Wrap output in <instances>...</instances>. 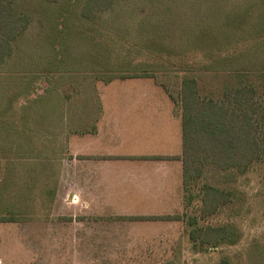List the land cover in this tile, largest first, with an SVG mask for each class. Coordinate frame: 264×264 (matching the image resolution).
<instances>
[{
	"label": "rangeland",
	"instance_id": "rangeland-1",
	"mask_svg": "<svg viewBox=\"0 0 264 264\" xmlns=\"http://www.w3.org/2000/svg\"><path fill=\"white\" fill-rule=\"evenodd\" d=\"M15 1L32 22L0 70V157L22 160L6 163L11 169L6 175L1 174L0 162V184L8 191L5 201H14L10 194L14 187L24 192L30 186L37 202H76V196L69 198L64 183L54 178L52 161L42 157L41 123L47 108L76 102L79 92L100 89L106 80L135 72L150 74L177 98L183 77L191 75L198 79L202 95L219 100L227 85L237 84L236 73L242 71L258 95H264V0H118L95 19L82 16L85 0ZM172 100L180 110L178 100ZM31 117L38 123L34 180L28 177L25 160L29 130L24 123ZM203 181L187 187L182 209L172 213L197 216L199 225H228L234 230L232 242L196 251L183 220L143 224L120 220L116 226L101 222L93 227L68 221L74 217L67 211H54L53 229L87 237L78 244L86 251L63 254L60 264H219L223 258L231 264H264V158L234 181L221 183L236 197L208 217L201 213ZM36 214L40 219L48 212ZM93 245L94 251L88 252Z\"/></svg>",
	"mask_w": 264,
	"mask_h": 264
},
{
	"label": "crops",
	"instance_id": "crops-1",
	"mask_svg": "<svg viewBox=\"0 0 264 264\" xmlns=\"http://www.w3.org/2000/svg\"><path fill=\"white\" fill-rule=\"evenodd\" d=\"M153 79L115 78L99 83L100 89L79 92L76 102L66 101L63 108H47L41 123L45 130L42 157L52 161L53 176L64 183L66 195L77 200L63 205L40 203L35 188L29 186L24 192L14 187L10 194L15 199L9 202L3 199L7 188L0 184V264H60L63 254L85 252L78 244L86 236L53 229L54 211H67L74 217L68 221L89 222L93 227L101 222L116 226L120 220L181 221L130 218L178 215L172 212L183 207L181 108H175L171 93ZM59 95L66 100L65 94ZM24 125L29 130L28 177L34 180L38 123L31 117ZM21 161L7 154L0 157L1 174L11 171L6 163ZM12 172L15 178L13 168ZM43 210L48 214L38 219L36 211ZM18 211L27 217L20 218ZM4 216L9 219L2 220ZM92 247L87 251L93 252Z\"/></svg>",
	"mask_w": 264,
	"mask_h": 264
},
{
	"label": "trees",
	"instance_id": "trees-1",
	"mask_svg": "<svg viewBox=\"0 0 264 264\" xmlns=\"http://www.w3.org/2000/svg\"><path fill=\"white\" fill-rule=\"evenodd\" d=\"M56 3L61 0H45ZM118 0H85L81 14L95 19L111 10ZM32 22L15 0H0V70L12 57L17 41ZM237 84L227 85L221 99L202 95L195 76L183 77L178 100L181 107L183 153V184L186 189L200 183L201 213L208 217L230 203L236 192L221 183L234 181L237 174H245L264 158V95L238 71ZM152 76L144 73L124 74L121 77ZM112 79L106 80V82ZM191 199L189 201L191 202ZM139 220H184L189 228L193 249L201 251L232 242L234 230L228 225H199L197 216L178 215L131 216ZM8 217H2L7 220ZM219 264H231L223 258Z\"/></svg>",
	"mask_w": 264,
	"mask_h": 264
}]
</instances>
